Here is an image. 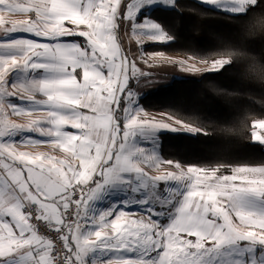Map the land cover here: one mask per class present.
<instances>
[{
  "label": "snow or ice",
  "instance_id": "1",
  "mask_svg": "<svg viewBox=\"0 0 264 264\" xmlns=\"http://www.w3.org/2000/svg\"><path fill=\"white\" fill-rule=\"evenodd\" d=\"M123 0H0V29L26 30L39 37L56 38L81 35L90 49L73 45L65 47L20 41L25 54L0 59V91L23 98L36 99L29 88L6 86L7 73L17 65L31 68H52L61 76L38 82L45 96L41 118L18 123L11 116H30L18 105L0 101V138L14 130H37L52 136L50 141H35L29 137L19 142L0 139V264H85V254L97 246L140 252L136 257L116 258L105 264H203L206 254L240 241L264 246V210L246 208L250 196L264 198V165L238 166L230 174L219 168L187 167L178 162L157 161L151 155L136 156L143 149H130V139L137 129L152 126L175 128L183 126L193 131L192 124L161 115L157 119L146 111L127 117L121 126L118 109L129 77L138 70L121 46L116 33L118 19H132L130 8L121 9ZM220 3V0H208ZM236 8L256 4L257 0H234ZM139 11V9H137ZM30 14L21 21H8L3 13ZM144 27L159 29L156 23ZM140 40L164 41L160 35L135 37ZM146 38V39H145ZM198 58H182L164 53L141 56L146 65L178 62L188 71H218L231 57L218 54ZM50 56L53 64L33 63L34 57ZM197 64L209 65L206 69ZM80 69L78 77L76 70ZM130 97L131 93H127ZM73 109L68 114L64 109ZM171 122V123H170ZM175 125V126H174ZM71 127L76 132L65 129ZM253 127L264 129V119ZM254 140L264 143V136L253 133ZM50 143L64 152V158L48 152L21 151L20 145ZM160 163L173 165L177 171L150 175L145 167ZM121 172H135L158 182H180V205L175 220L162 227L149 215L125 212L111 221L107 213L99 220L101 227L82 234L84 214L89 202L107 180ZM96 177L105 180L90 184ZM40 223L50 227L63 249L57 248L49 236L40 234ZM194 237V239H193Z\"/></svg>",
  "mask_w": 264,
  "mask_h": 264
},
{
  "label": "trees",
  "instance_id": "2",
  "mask_svg": "<svg viewBox=\"0 0 264 264\" xmlns=\"http://www.w3.org/2000/svg\"><path fill=\"white\" fill-rule=\"evenodd\" d=\"M148 15L171 40L145 43L147 51L231 57L218 71L175 78L141 97L145 109L201 129L194 134L162 133V157L208 169L264 165V145L253 139L254 121L264 119V0L240 14L197 0H176L173 7L156 6ZM64 39L85 41L81 35ZM123 107L122 100L120 111Z\"/></svg>",
  "mask_w": 264,
  "mask_h": 264
},
{
  "label": "crops",
  "instance_id": "3",
  "mask_svg": "<svg viewBox=\"0 0 264 264\" xmlns=\"http://www.w3.org/2000/svg\"><path fill=\"white\" fill-rule=\"evenodd\" d=\"M134 1L135 0H130V1L123 0L121 4V9L124 10L126 8H130L133 12V17L130 20L124 19L123 18L124 13L123 11H121L120 18L117 21L119 26L116 29V33L118 37H120L122 48L131 59L136 61L138 68L137 72L129 77L128 84L124 90L126 94L121 98V101L122 100L124 101L123 111L121 112L120 108L118 109V114H119L118 119L121 126H123L126 123L127 117L134 115L135 113L141 110L148 112L150 115L156 117L157 119L161 118L162 114L165 115V113L163 112H159V111L149 112V110L144 108L141 102V97L145 93L154 91L160 86L169 85L174 81L175 78L201 77L204 74L211 72L207 70L188 71L184 69L182 66H180L178 62L146 65L143 59L141 58V56H143L144 54L163 53V52L147 51L144 48L145 43L167 42L170 39L164 41L150 40V39L138 41L135 38L137 35L141 37H149V36L160 35V33L158 32V29H153L143 26L145 23H152L149 21H151L150 19L153 18L150 17L148 14L149 11L156 6L150 8L145 5V7H143L141 11V13L145 12L144 13L145 15L142 16V18L140 19L139 16L141 13L137 16L136 12H138L137 9L141 10L140 9L141 7L134 6L133 4ZM10 2L19 3V2H24V0H10ZM158 2H161V4L164 5V6L162 5H158V6H162V7L168 6L165 5L166 3H163V1L161 0ZM171 2H174V0H171ZM246 6L248 7V5ZM246 6L245 9H247ZM168 8H170V6H168ZM3 15L8 21H21L27 19L30 14H24V13L9 14L5 12L3 13ZM66 36H78V34L65 35L56 38H44V37H39L36 34L28 32L26 30L8 31V30L0 29V59H7L12 56L22 57L26 52V47L19 42L27 41V40H31L33 42L46 43L53 46H55L56 44H60L65 47H71L73 45H76L83 49V47H81V43H79L78 41L64 39V37ZM85 41L87 42V47L85 49H90V45L86 40V38ZM164 54L166 56H171L175 58L185 57L183 55L173 54V53H164ZM32 62L41 63V64H53L56 63L57 61L53 57L42 56V57H34ZM197 67L202 69L207 68L205 64H197ZM77 70L80 71L81 74V70L80 69ZM80 74L77 76L79 77ZM61 75L62 73L52 68L35 69L25 65H17L13 67L9 71L8 74L9 80L8 83H6V85H10V86L16 85L18 87L29 88L33 91V94L35 95L36 99H32L31 97L28 96H24L23 98H21L15 95H10V94L7 95L4 94V91H0V101H4L5 99H7L9 104L18 105L22 110H28L30 113V116H11L10 119L16 120L18 123H26L30 118L31 119L41 118L45 113L44 110H40V109H44V108L50 109V106L44 102L46 99L44 94L34 86L42 80L52 79ZM127 93H131V96L129 97ZM63 111H65V113L70 114L72 113L73 109L69 108V109H64ZM65 130L68 132L77 131L76 129L71 127H68ZM168 130L169 128H158V127L149 128L147 126L139 128L137 129L136 134L130 139L129 147L134 153L136 149L144 150L143 153L136 154L138 158H142L144 155L153 156L152 151L150 153V151H145V149L152 150L154 148V144H153L154 140L156 141L158 140V148H160V135L164 132H168ZM254 132L261 136H264V129L255 127ZM29 137L33 138L35 141H50L54 139V137L42 134L37 130H14L0 139H2L5 142H12V141L19 142L22 140H27V138ZM261 144L264 145V143ZM19 147L21 151L48 152L52 155L58 156L60 158H64V152L60 149L54 148L50 143L41 142L39 144L20 145ZM156 148H157V144H156ZM163 160L164 162H166L164 158ZM98 178L99 177L94 178V181L90 184V187L95 186V182L97 181ZM253 198H257L260 200V197L258 198L256 196H250L245 205L246 208L252 211L264 210V198H262L260 202H257ZM89 215L90 212H85L84 214V219L86 221V224L85 226L82 227L83 235H87L89 232H94L95 230H98L101 227V223H97L93 220H89L90 219ZM242 242H246V241H242ZM257 250L258 253L256 255H252L250 253H246V255L253 257L254 260L252 262L254 263H259L261 260H263L264 263V246L257 245ZM94 259L99 263L102 262L101 261L102 258L99 255L98 250L96 248L89 249L88 252L85 254L84 257L85 264H92V262H94ZM16 264H22L19 258H17Z\"/></svg>",
  "mask_w": 264,
  "mask_h": 264
},
{
  "label": "rangeland",
  "instance_id": "4",
  "mask_svg": "<svg viewBox=\"0 0 264 264\" xmlns=\"http://www.w3.org/2000/svg\"><path fill=\"white\" fill-rule=\"evenodd\" d=\"M158 1L160 0H135L133 3L134 6L141 7V10L136 12V15L138 16L141 13L142 8L145 7V5L150 8L162 5L161 2ZM161 1H163V3H166L165 5H168L170 7H173L175 5V0L174 2H171V0L170 2L169 0ZM197 1H200L205 5L211 6L215 9L223 10L232 14H240L246 11L245 6H243V10H234L237 7L234 3V0H220V3L215 4L208 2V0ZM150 20L151 21L149 22L156 23L160 26L158 29V32L160 34L161 32L166 33V31L158 22L153 19ZM169 39L171 40V37ZM81 47L85 49L87 47V42H82ZM206 67H209V65H206ZM8 74L9 72L7 73L5 83H8ZM76 74L79 75L80 71L77 70ZM4 94L6 93L4 92ZM4 102L8 103L7 99H5ZM149 112L154 111L149 110ZM147 127L150 128L152 126ZM194 127L197 128L196 126ZM168 131L185 132L191 134L197 132L189 128H184L183 126L169 128ZM153 144L154 148L152 150L145 149V151H150V153L152 151L155 160L164 161L160 153V148H158V140H154ZM156 144L158 149L156 148ZM179 164L185 169L187 167H191L182 165L181 163ZM235 167H230L229 169L219 168L220 173L230 174ZM145 170L148 171L150 175H162L169 171H177V169H175L173 165H169L167 163H160L158 167H145ZM105 179L107 178L99 177L97 181ZM182 191L183 186L180 182H158L149 179L147 176H142L135 172H121L119 173L117 178L107 180V182L104 183L102 187L95 192L92 200L88 204L86 212H90L89 220H93L97 223H102L100 222L99 218L105 213H107L106 220L111 221L115 219V217H117L120 212H125L132 215H149L151 216L152 220L158 222L162 227H167L176 218V210L181 202L180 192ZM253 199L257 202H260V200H262L261 197L260 200L257 198ZM95 248L98 250V253L102 258V262L99 263L94 259V262H92V264H105V262L112 259L136 257L140 255V252H134L127 249L120 250L112 247L105 248L103 246H97ZM246 253L256 255L258 253L257 245H253L248 241H240L232 245H225L222 248L216 249L215 251L206 254L203 258V264H264L263 260H261L259 263L252 262L254 258L251 256H247Z\"/></svg>",
  "mask_w": 264,
  "mask_h": 264
},
{
  "label": "built area",
  "instance_id": "5",
  "mask_svg": "<svg viewBox=\"0 0 264 264\" xmlns=\"http://www.w3.org/2000/svg\"><path fill=\"white\" fill-rule=\"evenodd\" d=\"M38 227H39V230H40V234H42V235H46V236H49L51 239H53L54 240V242L56 243V246H57V248H60V249H63V242L62 241H60V240H58V235L57 234H55L54 232H53V230L49 227H47L45 224H43V223H40L39 225H38Z\"/></svg>",
  "mask_w": 264,
  "mask_h": 264
}]
</instances>
